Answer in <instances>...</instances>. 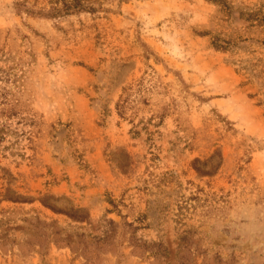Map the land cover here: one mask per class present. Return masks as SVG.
<instances>
[{"label": "rangeland", "instance_id": "obj_1", "mask_svg": "<svg viewBox=\"0 0 264 264\" xmlns=\"http://www.w3.org/2000/svg\"><path fill=\"white\" fill-rule=\"evenodd\" d=\"M263 14L0 0V264H264Z\"/></svg>", "mask_w": 264, "mask_h": 264}, {"label": "trees", "instance_id": "obj_2", "mask_svg": "<svg viewBox=\"0 0 264 264\" xmlns=\"http://www.w3.org/2000/svg\"><path fill=\"white\" fill-rule=\"evenodd\" d=\"M263 18H264V14H263ZM128 95H129L128 93H125V97H123V99H120L119 102L117 103V110L119 111V115H121V117H125L126 115V110L128 105L127 103L129 102ZM130 102H133V100H131Z\"/></svg>", "mask_w": 264, "mask_h": 264}]
</instances>
